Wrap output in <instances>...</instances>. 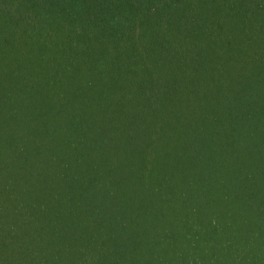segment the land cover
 Instances as JSON below:
<instances>
[{"label": "trees", "instance_id": "obj_1", "mask_svg": "<svg viewBox=\"0 0 264 264\" xmlns=\"http://www.w3.org/2000/svg\"><path fill=\"white\" fill-rule=\"evenodd\" d=\"M0 264H264V0H0Z\"/></svg>", "mask_w": 264, "mask_h": 264}]
</instances>
